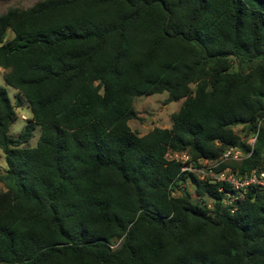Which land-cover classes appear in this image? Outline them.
Wrapping results in <instances>:
<instances>
[{
    "label": "trees",
    "instance_id": "16d2710c",
    "mask_svg": "<svg viewBox=\"0 0 264 264\" xmlns=\"http://www.w3.org/2000/svg\"><path fill=\"white\" fill-rule=\"evenodd\" d=\"M0 68L19 92L0 86V264H264L263 190L240 196L168 157L200 166L237 147L245 158L216 170L239 178L263 164L264 0L11 7ZM163 92L183 99L171 127L139 135L135 98Z\"/></svg>",
    "mask_w": 264,
    "mask_h": 264
},
{
    "label": "rangeland",
    "instance_id": "374dc122",
    "mask_svg": "<svg viewBox=\"0 0 264 264\" xmlns=\"http://www.w3.org/2000/svg\"><path fill=\"white\" fill-rule=\"evenodd\" d=\"M40 0H0V15L7 12L11 7H18L21 9L29 8ZM14 33L11 29L7 31V39L13 38ZM5 70L0 68V86L5 87L13 102L16 103L19 92L14 87L10 86L4 76ZM168 98V92L158 93L151 96H138L135 98L134 105L138 114L136 119L129 122L131 128L139 135L146 134L155 127L169 128L172 125V114L177 112L182 104L183 99L178 101L166 102ZM18 118L12 125L10 134L18 136L23 127L26 124V120L32 116L31 110L27 103H23L17 108ZM235 131L241 134L243 137L248 138L244 134V126L237 125L234 127ZM41 129L37 127L34 137L29 143L30 146H35L40 136ZM249 141L253 143V138H249ZM174 152L170 151L168 157L173 158ZM7 168V162L4 154L0 157V172H5ZM198 174V173H197ZM188 190L192 193V198L198 200L200 196L196 193V189L191 180L186 183ZM5 189L3 184H0V190ZM180 194V191L176 192ZM209 206L213 205V200L207 198Z\"/></svg>",
    "mask_w": 264,
    "mask_h": 264
},
{
    "label": "built area",
    "instance_id": "2783aa9c",
    "mask_svg": "<svg viewBox=\"0 0 264 264\" xmlns=\"http://www.w3.org/2000/svg\"><path fill=\"white\" fill-rule=\"evenodd\" d=\"M256 137L253 138L252 145L255 144ZM245 158L243 151L237 147H229L225 153L216 160L202 159L200 166L194 165L191 161V155L188 152H174L173 158L176 161L183 163V170H189L195 172L201 179L211 178L215 181H223L229 183L234 189H236L240 196L244 195V192L248 187L254 185L259 187L264 192V160L260 168L253 170L243 178H239L236 173L231 172L230 168H225L222 171H217L216 168L225 162L236 161L240 162ZM236 196H232L229 202L233 201Z\"/></svg>",
    "mask_w": 264,
    "mask_h": 264
}]
</instances>
